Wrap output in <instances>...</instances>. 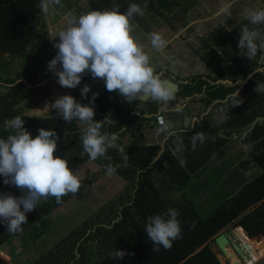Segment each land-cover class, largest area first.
<instances>
[{
  "label": "trees",
  "instance_id": "trees-1",
  "mask_svg": "<svg viewBox=\"0 0 264 264\" xmlns=\"http://www.w3.org/2000/svg\"><path fill=\"white\" fill-rule=\"evenodd\" d=\"M195 1L89 0V5L91 10H104L115 3L124 12L132 3L141 6L146 3L145 13H157L165 17L171 12L177 21L184 24ZM39 3L40 0H0V82H3L0 83V138H6L9 134L4 131V121L17 115L24 119V127L33 138L39 134L40 128L55 130L59 139L54 155L61 158L67 155L68 166L72 169L91 160L87 154L82 155L80 136L84 126L76 120L68 123L57 116L56 110L29 112L31 108H41L45 103L54 102L52 86L62 87L54 80V77H58L48 70V62L58 50L53 55L48 51L50 34L42 22L44 15L38 7ZM236 22L229 19L231 28L219 26L209 33L210 38L199 37L193 44L195 56L208 68L212 79L220 77L236 81L263 66L260 56L264 53L258 52L251 60L243 56L246 50L239 49L238 42L246 20L239 25ZM253 26L264 30V25ZM30 51L33 52L32 57H29ZM47 77L49 80L44 85H37ZM93 79L86 72L80 85L75 89L67 88L66 95H72L77 102L87 105L93 93H98L94 105H91L95 112L94 119L103 121L109 114L112 118V123L104 124L101 132L111 135L125 127L107 149V156L111 160L98 158L91 161L100 167L102 174H107L105 165L111 163L116 167L114 174L119 175L127 184L126 197L123 198L121 194L117 204H108L93 220H84L82 225L76 226L47 247L41 245V242L52 229V214L66 204L72 194L64 196L59 204L53 197L43 199L38 207L26 213L28 223L22 226L21 232L10 234L5 224L0 222V250L4 251L7 246L8 255L17 257L21 264H221L206 241L210 239L213 242V235L238 219L235 226H232H239L235 230L236 238L250 250L251 260L256 261L264 252V93H256L254 89L257 82L264 83V70L255 74L238 90V98L242 103L237 106H232L234 100L230 99L239 87L237 84L217 82L207 92V102L217 98L220 106L228 107L226 114L222 112L225 120L223 126L245 132V141L250 142L249 154L257 168L250 176L244 177L247 180L234 194L223 193L225 197L206 214L193 204L171 201L163 192L164 189L153 181L152 172L162 162V158L151 162L154 147L144 145L143 129L148 119L144 113L155 116L160 111V103L149 97L143 100V109L136 111L137 103L142 100L128 103L116 91H107L104 80L97 87ZM28 84L33 86L29 87ZM85 84L91 87L87 98L81 96ZM180 87V94L194 89L189 81L181 83ZM146 103L148 106L144 107ZM125 131L130 132V137L126 139L123 137ZM120 148L129 156L126 162ZM188 170L195 172L193 169ZM185 175L188 176L187 171ZM3 179L0 176V193H11L17 197L23 195L15 186L5 185ZM170 179L179 184L183 177L172 172ZM213 190L211 193H214ZM168 208L179 210L182 237L173 242L170 250L161 247L158 252L152 251V242L144 230L147 217ZM257 232L261 235H255ZM14 241H17L16 246L19 248L16 254ZM115 250H122L126 255L123 259H114ZM0 264L10 263L0 256Z\"/></svg>",
  "mask_w": 264,
  "mask_h": 264
},
{
  "label": "clouds",
  "instance_id": "clouds-1",
  "mask_svg": "<svg viewBox=\"0 0 264 264\" xmlns=\"http://www.w3.org/2000/svg\"><path fill=\"white\" fill-rule=\"evenodd\" d=\"M61 0H40L38 5L41 13L48 17L50 9L60 5ZM147 4H130L126 11H120L119 4L104 10L86 11L80 15L69 13L65 27L55 34L59 41L54 45L57 54L48 62V70L58 77L62 87L75 89L81 83L82 76L87 72L96 79L104 80L106 90L116 91L126 102L131 103L141 97H150L163 105L175 98V88L156 71L151 62V54L135 35L136 16H143ZM244 16L251 25H264V8L246 7ZM51 33V28L49 29ZM53 38V39H54ZM151 48L155 52L163 50L168 41L159 33L149 34ZM239 49L246 50L249 60L257 53H264V30L245 26L240 31ZM264 61V55L260 56ZM58 65L60 67L58 68ZM91 91L85 84L81 96L87 98ZM256 93H264V83L257 82ZM98 93H93L89 104L77 102L72 95H62L51 104L57 116L67 121H78L83 125L80 140L83 154L95 161L98 158L111 160L107 149L113 145L116 136L102 133L104 124H111L109 114L103 121L94 119V105ZM239 92L230 97L232 106L242 103ZM24 119L17 115L4 121L6 138H0V176L5 185L20 189L23 195L17 197L11 193H0V222H3L10 234L21 232L27 221L26 213L38 207L42 199L53 197L56 203L68 194H76L81 188V178L68 166V157L54 155L58 148L55 130L40 128L39 134L33 138L24 127ZM194 127V125H193ZM167 140L176 133L166 129ZM205 139L202 133H195L190 139L192 150L197 142ZM126 162L128 155L120 148ZM182 148L177 147L176 152ZM183 166L185 161L181 158ZM109 176L116 172L111 163L105 165ZM179 210L168 208L166 211L149 215L145 226L148 239L152 242V251L170 250L173 242L182 237ZM194 227V225H193ZM126 253L115 250L113 258L123 259Z\"/></svg>",
  "mask_w": 264,
  "mask_h": 264
},
{
  "label": "rangeland",
  "instance_id": "rangeland-1",
  "mask_svg": "<svg viewBox=\"0 0 264 264\" xmlns=\"http://www.w3.org/2000/svg\"><path fill=\"white\" fill-rule=\"evenodd\" d=\"M194 4L190 8V12L185 18L187 22L184 24H182V21H177V18L171 12H168L165 17L157 13H145L143 16H138V18L134 19V23L137 25L134 34L145 45V50L151 54V62L157 67L159 65L172 66L173 60L180 61L178 65H184V55L186 53L188 55L194 53L192 50L193 44L199 37L204 36L207 39L210 38L209 33L222 25L231 28L232 25L229 24V19H234L238 25L246 20V26L249 27L250 23L244 16V9L246 7L264 8V0H196ZM86 11H91L89 0H61L60 5H55L50 9V16L43 17V24L46 25L48 30L51 28V33L49 32L50 46L48 50L50 55H53V52L58 50L54 45L59 41V37H54L67 24L68 14L80 15ZM250 28H254V26L251 25ZM152 32L161 34L168 41L167 46L160 52H155L151 48L149 34ZM32 55L33 52L30 51L29 57H32ZM199 62L200 60H198ZM193 66L192 62L191 67ZM93 82L96 83L97 87H100L99 85L103 83L102 80L98 79H93ZM52 91L54 100L62 95H66L68 92L66 87H58L57 85L52 86ZM52 103V101L51 103H45L41 108H31L29 112L46 113L55 111V109L51 108ZM244 167L242 168L244 175L240 170H237L236 172H228L226 174L225 184L222 185V178L218 180L220 185H222L221 187L225 195L234 194L247 180L244 177L250 176L246 174ZM72 170L74 172L76 171V174L81 178V188L76 194L71 195L70 200L66 204L53 212L52 229L45 235L44 241L41 242V245H45L46 247L51 246V243L58 240L62 235L72 231L76 226L82 225L84 220H93L101 209L104 207L107 208L108 204L113 206V202L116 203L121 199V194L124 198L128 192L126 182L116 175L109 176L108 174H102L100 167L91 160L85 161L79 166L72 168ZM253 170H256V168ZM216 174H218V171H208L206 172V178L214 183L217 181ZM234 175L235 177H233ZM212 190L215 192L216 188L209 189V191ZM197 194H190V199L192 200L193 206L200 208L203 214L208 213L215 204L225 197L222 194L203 193V190ZM166 195L172 201L182 197L179 192L169 194V196L168 194ZM236 221L238 219L232 221L225 228L220 229L219 232L232 228V226H235ZM258 234L257 232L255 235ZM16 243L17 241L13 242L15 254L19 251ZM206 243H209L211 250L214 251L215 256L221 264H232L234 260L240 261L242 264H248L250 257L246 259L240 258L233 253L229 245H227L228 252L233 253L234 257L220 253L214 245V242H211L210 239ZM7 249L8 247L6 246L4 251L0 250V256L10 264H21L17 257L13 258L8 255ZM252 264H264V252Z\"/></svg>",
  "mask_w": 264,
  "mask_h": 264
},
{
  "label": "crops",
  "instance_id": "crops-1",
  "mask_svg": "<svg viewBox=\"0 0 264 264\" xmlns=\"http://www.w3.org/2000/svg\"><path fill=\"white\" fill-rule=\"evenodd\" d=\"M183 60L184 65H178L180 62L178 60H173L172 66L159 65L157 67L152 63L155 69H158L157 72L163 71L161 72V78L171 79L176 82L174 86L175 98L163 105L165 110L167 108L175 110L176 114L174 121L168 124L166 111L164 110L165 123L159 125L154 120V114L150 116V113H144L148 119L144 123L143 140L144 145H152L154 147L151 162L160 157L162 158V162L152 172L153 181L156 185L162 187L164 189L163 192L168 194V196L179 192L182 197L176 201L192 205L190 194L201 193L202 190L203 193H211L209 191L211 188H216L214 194H222L223 188L221 186L225 184L228 172L240 170L244 175L242 169L244 165H248L247 169L253 172L256 171L253 169L257 167L254 166L252 159L250 161L249 159L247 160L251 156H249L248 148L250 142L246 143L245 132L235 128L230 130L223 126L225 125L222 123L225 122L223 113L226 114L228 107L220 106L217 103V100H219L217 98L207 102V92L212 88L211 85L215 86L217 83L212 82L216 77L212 79L209 76L208 68L200 62L198 63L195 52L191 53V55L186 53ZM192 62L193 67H191ZM192 77H195V79H192ZM186 81H189L194 89L191 92L185 91L180 94L179 87L181 83ZM196 83L199 87L196 86ZM241 87L239 85L237 91ZM147 98L149 97L139 98L142 101L137 103L136 111L143 109V100ZM147 106V103L144 104V107ZM161 107L162 105L160 104L159 110ZM182 107L183 109L188 107V111L177 113ZM184 118L186 119L185 122L182 121L181 123ZM124 129L125 127H122L117 131L118 133L115 132V136L117 137L119 132ZM166 129L172 130L176 134L165 140ZM195 133H202L205 139L202 143L198 141L196 150L193 151L190 139ZM123 137L125 139L130 137V132L125 131ZM177 147H181L182 151L176 152ZM181 158L185 161L183 166L180 163ZM240 162H245V164L241 165L239 164ZM197 164L199 165L197 166ZM188 169H193L195 172H190ZM186 171L188 172L187 177L185 175ZM208 171H218L216 182L212 183L206 178V172ZM172 172L178 174L179 177H183L179 184L171 181ZM113 175L119 177L117 174ZM221 178L222 185L218 182Z\"/></svg>",
  "mask_w": 264,
  "mask_h": 264
},
{
  "label": "water",
  "instance_id": "water-1",
  "mask_svg": "<svg viewBox=\"0 0 264 264\" xmlns=\"http://www.w3.org/2000/svg\"><path fill=\"white\" fill-rule=\"evenodd\" d=\"M264 70V61H263V66L261 68H257L254 71H250L244 78H240L238 80H232L230 78H220V77H216L212 82L216 83V82H228L231 84H239L242 86V84L247 83L250 78H252L255 74L261 72ZM163 72V71H161ZM161 72H158L161 75ZM167 80L173 87L175 86L176 82L172 81L171 79H167V78H162ZM20 79H18L17 81H19ZM49 80V77H47L46 79H44L42 82L38 83L37 85H44L47 81ZM54 80L56 82H58V78L54 77ZM3 83V82H0ZM5 85H11L12 83H4ZM29 87H32L33 85L28 84ZM141 98H145V97H141ZM166 111V117L168 120V124L171 121H174V116L176 114L175 110H169L168 108L165 110ZM188 111V107L184 108L182 107L181 110H178L177 113H181V112H187ZM164 113V112H163ZM165 115V114H164ZM185 118L181 120L185 122ZM174 123V122H173ZM180 123V124H181ZM116 135V133H112L111 135ZM251 160V159H249ZM245 164V162H242L241 165ZM248 167H244V170L246 171L247 175L251 174L250 170H247ZM239 228L235 227V228H229L227 230H221L219 233H217L216 235L213 236V242L214 245L217 247V249L222 253V254H228L232 257H234L233 253L228 252L227 250V245H231L233 250L235 251V254H237L240 258L242 259H246L247 257H250V250H247V248H245L242 243L237 242V238L235 235V230ZM232 264H242L240 261H233Z\"/></svg>",
  "mask_w": 264,
  "mask_h": 264
},
{
  "label": "built area",
  "instance_id": "built-area-1",
  "mask_svg": "<svg viewBox=\"0 0 264 264\" xmlns=\"http://www.w3.org/2000/svg\"><path fill=\"white\" fill-rule=\"evenodd\" d=\"M154 120L157 122L159 125H163L165 123V115L163 112L159 111L155 114ZM233 228V227H232Z\"/></svg>",
  "mask_w": 264,
  "mask_h": 264
},
{
  "label": "flooded vegetation",
  "instance_id": "flooded-vegetation-1",
  "mask_svg": "<svg viewBox=\"0 0 264 264\" xmlns=\"http://www.w3.org/2000/svg\"><path fill=\"white\" fill-rule=\"evenodd\" d=\"M249 156H250V154H249ZM249 159H252L251 157H249ZM250 161V160H249ZM237 242H239V243H242L241 242V240H238L237 239ZM229 247L232 249V251H233V253L235 254V251L233 250V248H232V246L231 245H229ZM217 248V247H216ZM218 250V249H217ZM219 251V250H218ZM220 252V251H219ZM221 253V252H220ZM237 255V254H236ZM248 258V257H247Z\"/></svg>",
  "mask_w": 264,
  "mask_h": 264
},
{
  "label": "bare ground",
  "instance_id": "bare-ground-1",
  "mask_svg": "<svg viewBox=\"0 0 264 264\" xmlns=\"http://www.w3.org/2000/svg\"><path fill=\"white\" fill-rule=\"evenodd\" d=\"M237 239H238V238H237ZM227 250H228V249H227ZM249 262L253 263V261L251 260V258H249L248 263H249Z\"/></svg>",
  "mask_w": 264,
  "mask_h": 264
}]
</instances>
